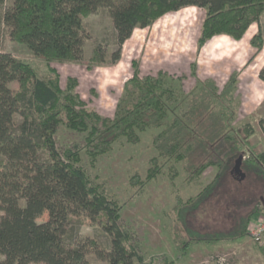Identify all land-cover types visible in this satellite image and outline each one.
Instances as JSON below:
<instances>
[{"label":"trees","instance_id":"16d2710c","mask_svg":"<svg viewBox=\"0 0 264 264\" xmlns=\"http://www.w3.org/2000/svg\"><path fill=\"white\" fill-rule=\"evenodd\" d=\"M5 3L0 0V25H5L9 36L37 56L62 62L82 58L84 40L90 37L83 19L101 7L109 8L116 29L118 46L111 62L120 58L136 27H148L186 6L206 9L201 47L221 34L242 39L264 13V0H12L4 9ZM250 42L257 53L264 49L261 25ZM105 57L106 47L97 44L89 63L102 64ZM49 68L47 76H39L32 65L0 46V203L5 206L0 218V264H93L89 253L108 264H175L167 254L147 260L138 251L131 233L120 225L123 206L117 197L80 165L78 149L59 152L55 134L61 124L86 133V153L93 163L121 138L136 144L142 132L161 129L152 139L156 155L149 159L146 175L133 174L130 183L142 192L167 167L176 201L167 215L175 222L173 241L180 256L194 243L238 241L249 234L263 202L241 215L229 230L202 232L187 222L188 215L214 192L221 176L226 171L231 174L238 155L245 156L244 171L264 182V151L245 153L231 130L241 106L235 104L238 75L233 73L223 90L207 79L184 94L176 82H183L186 75L161 70L142 76L135 63L114 117L109 118L87 107L75 90L76 79L69 78L63 87L57 69ZM193 68L195 75V64ZM258 75L264 81V65ZM260 126L264 134V117ZM242 129L245 138L254 134L251 125ZM211 166L220 169L214 180L196 196L184 199L176 185L181 170L189 183H199ZM17 193L25 198V205L19 203ZM46 213L48 218L38 221ZM84 220L107 235L108 245L83 237Z\"/></svg>","mask_w":264,"mask_h":264},{"label":"rangeland","instance_id":"374dc122","mask_svg":"<svg viewBox=\"0 0 264 264\" xmlns=\"http://www.w3.org/2000/svg\"><path fill=\"white\" fill-rule=\"evenodd\" d=\"M11 2L6 0L4 9ZM205 17L206 9L186 6L165 14L148 27H136L123 44L120 58L115 62L111 60L118 46L116 29L108 7H101L84 17V25L90 37L84 40L83 55L79 61H48L37 56L25 44L12 39L3 24L0 25V46L17 59L32 65L39 76H47L49 67H55L63 87L69 78L76 79L75 90L87 107L109 118L114 117L125 83L134 74L135 63H139L142 76L155 75L161 70L175 76L186 75L183 82H176L184 94L204 85L207 79L214 80L219 89L223 90L234 73L238 75L239 81L235 104L240 103L241 106L231 130L242 141L241 149L245 153L264 151V134L260 126V120L264 117V81L258 75L264 65V49L257 53L250 42L260 25L264 32V13L260 23L252 24L242 39L235 40L227 34H221L201 47L199 39ZM97 44L106 47L105 62L102 64L89 63ZM245 125L254 127V134L248 138H245L242 129ZM160 130L152 127L142 132L141 141L136 144L121 138L114 143L111 151L98 155L94 163L86 153V133L71 130L61 124L55 140L61 154L67 148L78 149L82 158L80 165L96 183L117 197L123 206L120 225L131 233L132 243L147 260L152 255L167 254L175 264H264V249L260 248V245L264 247V204H261L262 212L259 216L253 218L247 237L238 241L194 243L185 255H179L173 241L175 222L173 217L167 215L176 202L167 167L164 175L147 182L142 192L130 183L133 174L146 175L149 159L156 155L152 139ZM244 161L245 156L242 168L245 166ZM219 171L218 167L211 166L199 183H189L185 171L181 170L176 181L181 196L184 199L196 196L214 180ZM244 172L246 178L237 181L230 171H226L217 182L214 192L198 210L188 215V224L202 232L229 230L256 203H264V182L258 180L252 172L249 175L247 171ZM15 196L21 205H25L26 200L21 193ZM4 207L0 203V218L5 213ZM47 218L46 213L38 221ZM258 224L263 227L259 241L252 234L256 232ZM81 233L83 237L97 238L108 245L107 235L87 220H84ZM88 257L93 264H108L94 253H89Z\"/></svg>","mask_w":264,"mask_h":264},{"label":"water","instance_id":"95a60500","mask_svg":"<svg viewBox=\"0 0 264 264\" xmlns=\"http://www.w3.org/2000/svg\"><path fill=\"white\" fill-rule=\"evenodd\" d=\"M243 158L244 156L241 154L235 161V165L231 169V174L237 181H243L246 178V173L242 168Z\"/></svg>","mask_w":264,"mask_h":264},{"label":"built area","instance_id":"2783aa9c","mask_svg":"<svg viewBox=\"0 0 264 264\" xmlns=\"http://www.w3.org/2000/svg\"><path fill=\"white\" fill-rule=\"evenodd\" d=\"M250 229H251V227H250ZM262 231H263V227L261 226V224H258V227H257L256 232L255 233L252 232V234H254L255 239L257 241L261 240V233H262Z\"/></svg>","mask_w":264,"mask_h":264},{"label":"crops","instance_id":"0c3cea01","mask_svg":"<svg viewBox=\"0 0 264 264\" xmlns=\"http://www.w3.org/2000/svg\"><path fill=\"white\" fill-rule=\"evenodd\" d=\"M255 216H259V214L255 215ZM255 216H254V217H255ZM252 220H253V219H252ZM247 236H248V235H246L245 237H247ZM243 238H244V237H243ZM257 243H258V242H257ZM258 244H259V243H258ZM258 244H257V245H258ZM259 245H260V244H259ZM260 246H261V245H260ZM261 247H263V246H261ZM263 248H264V247H263Z\"/></svg>","mask_w":264,"mask_h":264}]
</instances>
